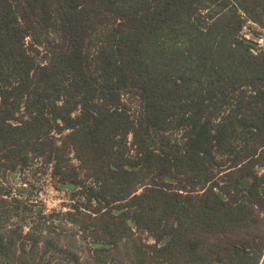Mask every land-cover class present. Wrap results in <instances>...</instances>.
Instances as JSON below:
<instances>
[{
  "label": "trees",
  "instance_id": "16d2710c",
  "mask_svg": "<svg viewBox=\"0 0 264 264\" xmlns=\"http://www.w3.org/2000/svg\"><path fill=\"white\" fill-rule=\"evenodd\" d=\"M253 26L264 0H0V264H264ZM40 169L64 212L28 206Z\"/></svg>",
  "mask_w": 264,
  "mask_h": 264
},
{
  "label": "rangeland",
  "instance_id": "374dc122",
  "mask_svg": "<svg viewBox=\"0 0 264 264\" xmlns=\"http://www.w3.org/2000/svg\"><path fill=\"white\" fill-rule=\"evenodd\" d=\"M253 29L254 31L250 30V28L244 27L241 33L246 39H254L255 33H261L257 42L262 48H264V32H261L256 26H253ZM33 185L35 187L34 191L36 192L30 195L27 201L28 206L33 211L41 210L45 214H51L54 216L57 213L60 214L66 210V205L69 203L67 194L52 189L46 171L44 172L43 169H40L37 172L33 179ZM65 226L69 227V225ZM59 238L58 239L63 247H68L78 253L82 263L86 260L88 255L86 252V245L88 246V241L85 242L80 236H71L69 234H61ZM143 240L147 239L143 237Z\"/></svg>",
  "mask_w": 264,
  "mask_h": 264
}]
</instances>
